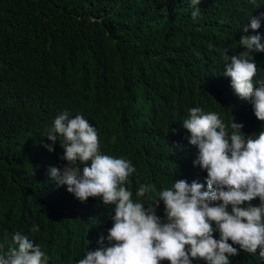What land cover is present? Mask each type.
Listing matches in <instances>:
<instances>
[{"label": "clouds", "instance_id": "9594fccd", "mask_svg": "<svg viewBox=\"0 0 264 264\" xmlns=\"http://www.w3.org/2000/svg\"><path fill=\"white\" fill-rule=\"evenodd\" d=\"M188 8L193 19L206 12L197 23L206 26V66L208 54L213 59L206 108L195 103L201 85L159 153L150 157L130 147L160 117L140 118L141 107L127 114L128 130L113 111L74 118L65 112L45 136L52 145L60 142L67 162L63 173L49 169L56 186L66 185L80 202L114 206L107 236L73 264L264 262V0H188L181 10ZM52 145H45L49 152ZM48 260L40 238L19 232L0 256V264Z\"/></svg>", "mask_w": 264, "mask_h": 264}, {"label": "trees", "instance_id": "16d2710c", "mask_svg": "<svg viewBox=\"0 0 264 264\" xmlns=\"http://www.w3.org/2000/svg\"><path fill=\"white\" fill-rule=\"evenodd\" d=\"M160 1L0 0V256L19 232L42 240L48 264H73L113 226V205L80 202L49 177L50 167L67 166L60 142L45 137L58 115L113 111L128 130L136 107L140 118L158 113L130 146L153 157L201 85L195 103L206 108L213 59L208 54L206 66V26L197 24L206 12L193 19L190 8L181 10L188 0L164 9Z\"/></svg>", "mask_w": 264, "mask_h": 264}]
</instances>
